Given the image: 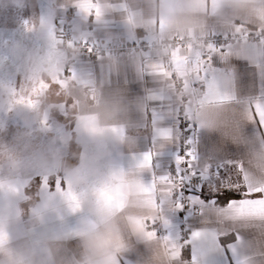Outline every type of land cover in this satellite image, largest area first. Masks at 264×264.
Returning a JSON list of instances; mask_svg holds the SVG:
<instances>
[{"label":"clouds","instance_id":"1","mask_svg":"<svg viewBox=\"0 0 264 264\" xmlns=\"http://www.w3.org/2000/svg\"><path fill=\"white\" fill-rule=\"evenodd\" d=\"M9 10L28 16L0 33V264H214L236 226L264 225V0H0ZM177 115L238 150L246 197L202 209L186 239L179 185L152 164ZM189 141V167L210 173ZM227 250L264 264V240Z\"/></svg>","mask_w":264,"mask_h":264},{"label":"crops","instance_id":"2","mask_svg":"<svg viewBox=\"0 0 264 264\" xmlns=\"http://www.w3.org/2000/svg\"><path fill=\"white\" fill-rule=\"evenodd\" d=\"M11 10H9L10 12ZM3 15H0V19H2ZM71 19V13L67 14V19H59L57 22V29L65 28L69 26L68 21ZM3 23V22H2ZM0 21V26H1ZM3 29V28H2ZM91 30V29H89ZM0 33L1 31L0 27ZM217 46L220 43L226 42L225 38L221 36H217L215 38ZM87 59V58H86ZM92 61H95V57L91 58ZM252 87L254 91H258L260 87L259 78L252 79ZM136 86L133 85V91H136ZM157 102V107H158ZM147 126L143 130L144 134L148 136L147 145L145 146V150L148 147L152 146L151 143V121H152V113L148 112L147 117ZM165 126H171L175 132L176 139L174 141L173 146L171 147L169 152H162L159 155L155 156L152 160V164L154 167L159 165V168H156L157 174L162 170L165 173H171V166L177 165V159L179 157V143H180V116L177 115L175 118H168L164 121ZM249 132L255 131L254 126H250L248 129ZM190 138L195 141V148L197 155L201 159V161L208 159L211 161L212 166L210 169V173L206 172L198 163L192 164V169L198 173L201 183V190H186L177 192V197L180 199L182 203L183 198H187L192 205L197 206L196 210L191 208L187 209H175L171 212V220L173 224L176 226L177 230L180 234L186 239L188 233L193 228H198L202 226V220L204 219L201 216V210L206 207H211L214 205H218L220 207L226 206L229 201H240L245 199V189L239 186V177L236 174V169L233 161L237 160L239 157V152L236 148H234L230 143L222 142L218 136L215 134L209 135L207 133H199L191 129ZM219 149V151H217ZM191 160V159H190ZM180 164V163H179ZM225 187H232L236 190L241 191L243 194L240 197H235L230 199L228 202L221 204L217 201L215 196H209L208 192L215 189H221ZM237 235H240L245 240L249 241H261L264 240V225L252 223L248 225H239L236 226L234 230L230 232L226 242L220 240L222 245H225V252L227 255H220L215 258L214 264H233V256L227 250V246L231 245L235 240ZM189 259L191 258V247L188 248Z\"/></svg>","mask_w":264,"mask_h":264},{"label":"built area","instance_id":"3","mask_svg":"<svg viewBox=\"0 0 264 264\" xmlns=\"http://www.w3.org/2000/svg\"><path fill=\"white\" fill-rule=\"evenodd\" d=\"M64 30H67V27H65ZM180 128L181 134L179 143V157H182L183 159L180 160V164L178 167L174 164L171 166V175L175 177V182L179 185L178 192L189 190V188H191V184L201 182L198 173H196V171H194L192 167H189L191 156L185 154L186 152H189V150L193 147L192 144L189 145L187 143V141H189L190 139L192 128H189L187 123L182 119H180ZM182 204L184 209H197V206L192 205L187 198H183Z\"/></svg>","mask_w":264,"mask_h":264},{"label":"rangeland","instance_id":"4","mask_svg":"<svg viewBox=\"0 0 264 264\" xmlns=\"http://www.w3.org/2000/svg\"><path fill=\"white\" fill-rule=\"evenodd\" d=\"M35 3H39V0H34ZM28 16V12L25 11L20 17L18 15H14L11 11L8 13H6L5 15L2 16V19H0L1 21V31L5 32V31H11L13 30L17 24L19 23V19L22 21L23 19L27 18ZM3 28V29H2ZM202 184L201 182L199 183H195V184H191V188H189V190L192 191H197V190H201L202 189Z\"/></svg>","mask_w":264,"mask_h":264},{"label":"trees","instance_id":"5","mask_svg":"<svg viewBox=\"0 0 264 264\" xmlns=\"http://www.w3.org/2000/svg\"><path fill=\"white\" fill-rule=\"evenodd\" d=\"M243 193L232 187H225L221 189H215L208 192L209 196H215L217 201L221 204L228 202L230 199L240 197ZM228 237H222V241L226 242ZM184 255L186 258L189 257L188 249H185Z\"/></svg>","mask_w":264,"mask_h":264},{"label":"snow or ice","instance_id":"6","mask_svg":"<svg viewBox=\"0 0 264 264\" xmlns=\"http://www.w3.org/2000/svg\"><path fill=\"white\" fill-rule=\"evenodd\" d=\"M188 144H189V145H191V144H192V141H188ZM185 154H186V155H188L189 153H188V152H186ZM176 163H177V164H179V163H180L179 159H177Z\"/></svg>","mask_w":264,"mask_h":264}]
</instances>
